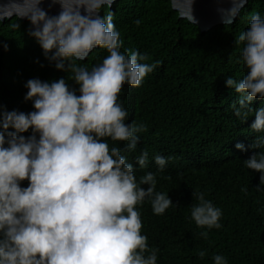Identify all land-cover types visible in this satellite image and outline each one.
Listing matches in <instances>:
<instances>
[{"label":"clouds","instance_id":"obj_1","mask_svg":"<svg viewBox=\"0 0 264 264\" xmlns=\"http://www.w3.org/2000/svg\"><path fill=\"white\" fill-rule=\"evenodd\" d=\"M54 2L61 9L55 16L39 7L41 0H24L27 10L20 15L33 26L29 34L45 58L58 70L67 62L79 94L64 78L29 79L24 99L32 101L34 110L0 112V264H157L158 249L149 247L147 236L141 234L137 206L147 201L153 214L162 215L173 203L168 193L156 191V173L145 172L137 179L121 148L110 147L108 141L126 142V153L136 150L137 134L146 130L145 125L126 124L129 112L117 97L125 84L139 87L158 62L146 63L147 54L135 50L121 52L114 14L99 15L102 6L111 8L114 0ZM245 2L233 0L226 23ZM235 43L243 45L248 71L239 81L229 77L225 84L239 94L229 107L243 122L253 114V98L264 99V16L252 14ZM97 47L108 54L91 70L74 62L85 60ZM254 115L250 129L264 132V106ZM29 129L30 135H22ZM252 147L264 148V136H257ZM235 148L243 151L244 145L237 143ZM169 159L154 157L157 172ZM148 162L147 151L135 157L139 169L147 168ZM243 164L261 174L264 186V151ZM193 196L197 203L190 207V219L195 225L221 228L222 210L202 192ZM200 235L208 238L207 231ZM205 254L198 253L200 258ZM211 260L228 264L220 254Z\"/></svg>","mask_w":264,"mask_h":264},{"label":"trees","instance_id":"obj_2","mask_svg":"<svg viewBox=\"0 0 264 264\" xmlns=\"http://www.w3.org/2000/svg\"><path fill=\"white\" fill-rule=\"evenodd\" d=\"M107 11L114 14L121 34V52L135 50L147 54L146 63L158 62L139 87L125 84L117 97L129 112L125 123L145 125L146 130L137 134L136 150L126 153V142L108 141L110 147L121 148L137 179L145 172L156 173V191L168 193L173 203L162 215L153 214L147 201L137 206L141 234L147 236L149 247L158 249L157 264H212L216 254L228 264H264V190L257 189L264 186L261 174L243 164L264 151L252 147L264 132L250 129L264 99L253 98V114L241 122L229 107L239 94L225 84L229 77L239 81L248 71L242 61L243 45L235 39L247 29L252 14L264 16V0H248L234 23L204 33L180 19L167 0H117L111 8L102 6L99 15ZM30 32L29 22L16 17L0 22V112L34 110L32 101L24 99L29 79L64 78L79 94L67 62L64 70L56 69ZM107 54L97 47L85 60L74 62L91 70ZM30 134L31 129L22 135ZM237 143L244 145L243 151L235 148ZM141 151L148 152L145 169L135 163ZM156 155L171 158L161 172L154 163ZM193 192L204 193L222 210L221 228H198L190 219V207L197 203ZM201 231L208 232L207 239ZM200 251L206 253L203 258Z\"/></svg>","mask_w":264,"mask_h":264},{"label":"water","instance_id":"obj_3","mask_svg":"<svg viewBox=\"0 0 264 264\" xmlns=\"http://www.w3.org/2000/svg\"><path fill=\"white\" fill-rule=\"evenodd\" d=\"M117 0H114L116 2ZM171 3L173 11L177 12L180 19H185L196 25L202 33L209 31L218 25H229L226 23L227 10L232 7L233 0H167ZM232 19V23L238 18L240 11ZM24 0H0V22L16 17L23 22H29L26 16L20 15L27 10ZM49 16H55L60 12V5L54 0H41L39 5ZM83 14V9H81ZM30 24V22H29ZM31 31L34 30L30 24Z\"/></svg>","mask_w":264,"mask_h":264}]
</instances>
